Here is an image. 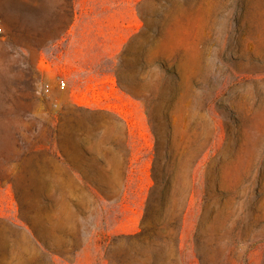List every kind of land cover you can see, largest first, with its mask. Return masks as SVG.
I'll return each instance as SVG.
<instances>
[{"label": "rangeland", "instance_id": "374dc122", "mask_svg": "<svg viewBox=\"0 0 264 264\" xmlns=\"http://www.w3.org/2000/svg\"><path fill=\"white\" fill-rule=\"evenodd\" d=\"M153 254L264 264V0H0V264Z\"/></svg>", "mask_w": 264, "mask_h": 264}, {"label": "trees", "instance_id": "16d2710c", "mask_svg": "<svg viewBox=\"0 0 264 264\" xmlns=\"http://www.w3.org/2000/svg\"><path fill=\"white\" fill-rule=\"evenodd\" d=\"M151 203H152V201L151 200H148V205H147L146 212L144 213V216H143V219H142V227L140 228V231L136 232L135 234H129V235H127L129 238L141 237L145 233V231L147 229V227H146V220H147L148 215H149L148 212L151 209ZM152 256H153V259L150 262V264H156L157 263V261H156L157 260L156 259L157 257L155 256V254H153Z\"/></svg>", "mask_w": 264, "mask_h": 264}, {"label": "built area", "instance_id": "2783aa9c", "mask_svg": "<svg viewBox=\"0 0 264 264\" xmlns=\"http://www.w3.org/2000/svg\"><path fill=\"white\" fill-rule=\"evenodd\" d=\"M66 82L65 81H62V85L61 86H65Z\"/></svg>", "mask_w": 264, "mask_h": 264}]
</instances>
